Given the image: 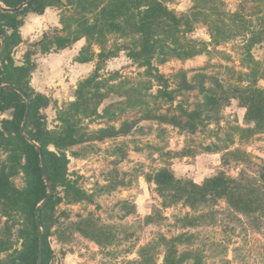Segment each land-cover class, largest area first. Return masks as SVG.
Returning a JSON list of instances; mask_svg holds the SVG:
<instances>
[{
  "label": "rangeland",
  "instance_id": "obj_1",
  "mask_svg": "<svg viewBox=\"0 0 264 264\" xmlns=\"http://www.w3.org/2000/svg\"><path fill=\"white\" fill-rule=\"evenodd\" d=\"M73 1L53 3L59 25L26 50L30 60L42 63L29 82L47 98L41 109L45 127L63 134L68 121L75 126L73 144L48 149L64 161L68 183L86 195L69 202L59 187L48 237L50 264H162L161 256L174 264H264V130L246 123L236 99L213 110L204 106L211 91L219 96L236 86L264 89V0H164L178 18L198 14L190 18V30L181 22L175 34L180 48L192 43L199 54L179 59L163 48L152 61L158 82L120 49L102 64L98 84L85 91L77 111L75 90L92 74L101 46L86 50L81 38L57 49L59 38H72L78 29L82 14ZM86 17L92 22L94 14ZM218 29L229 38L216 46L209 34L221 39ZM253 34L262 41L249 45ZM135 37L109 33L104 49L130 47ZM166 44L179 47L171 40ZM78 49L82 57L95 53L89 70L74 62ZM164 89L170 96L159 95ZM134 101L139 105L131 106ZM7 153L1 145L0 164ZM162 168L196 183L224 173L249 187L261 208L244 214L224 200L195 209L165 205L150 182ZM13 181L25 187L24 172ZM82 220H88L82 228L90 236L74 226ZM22 227V217L7 220L0 213V239L13 241L16 249ZM12 252H0V261Z\"/></svg>",
  "mask_w": 264,
  "mask_h": 264
},
{
  "label": "trees",
  "instance_id": "obj_2",
  "mask_svg": "<svg viewBox=\"0 0 264 264\" xmlns=\"http://www.w3.org/2000/svg\"><path fill=\"white\" fill-rule=\"evenodd\" d=\"M28 1L30 0H0V113L10 112L9 118L0 120V146L3 145L8 151L6 159L0 164V213L7 220L13 216L23 218V227L19 233L21 244L18 249L14 248L13 241L0 239V252L13 250L10 258L5 262L0 261V264H37L39 232L36 227L35 209L48 194L41 168L40 152L53 192L51 198L39 210L42 228L41 264H50L53 257L48 237L59 187H62L69 202L86 197L83 191L68 183L65 177L64 161L57 153L48 149L50 145L61 148L73 144L75 142L74 123L68 121L63 134H54L45 127V115L41 109L47 105V98L35 92L29 84L35 63L30 60L29 52L25 53L22 65H16L12 56L13 49L20 43L19 28L23 24L22 17L28 12L42 14L46 7L61 0H34L18 11L4 9H15ZM75 6L82 14L77 23L78 29L72 32V38H59L57 49H65L81 38L87 40L86 50L93 43L101 46L100 52L96 54L98 63L92 74L80 81L75 90L76 101L73 106L76 107V111L83 106L85 91L98 84L96 82H98L102 64L108 58L116 56L120 49L126 50V56L144 68L146 73L158 82L162 81L161 75L152 62L157 53L160 54L166 49L165 53H168V56L187 59L200 52L192 43L180 48L175 34L177 30L175 28L181 22L185 24L187 30H190V18L195 21L198 14L191 13L178 18L164 4V0H76ZM88 13L94 14L92 22L86 17ZM126 31L136 36L130 47L122 45L116 47L114 51H105L107 34L123 35ZM218 31L221 39H217L212 33L209 34L216 46L221 43V40L229 38L224 35L223 29ZM167 40H171L179 47L170 48L166 44ZM249 41L250 45L261 42L262 38L253 34ZM82 52H84L83 49L79 51L75 61L81 63L92 61L95 53L90 52L89 55L82 57ZM115 76H118L117 73ZM17 89L27 95L30 104L24 133H21V126L27 102ZM165 90L164 93L159 91V95L170 96L169 93H165ZM230 98L236 99L245 109L243 117L246 123L264 130V89L255 85L236 86L231 89V93L223 90L219 96L211 91L205 96L204 106L213 110L221 102L228 101ZM139 103L140 101L138 103L134 101L130 105L136 107ZM21 171L26 176V186L17 188L13 178ZM150 182H153L159 193L164 196L165 205L180 203L195 209L205 203L224 200L232 209L244 214H252L261 208L260 198L254 196L249 187L224 173L196 183L191 179L177 178L171 169L162 168L153 175ZM87 224L88 220H82L74 226L90 236V233L82 228V225L86 227ZM5 229L7 233L10 231L8 227ZM93 240L96 241V239ZM174 263L170 258L165 257L162 264Z\"/></svg>",
  "mask_w": 264,
  "mask_h": 264
},
{
  "label": "crops",
  "instance_id": "obj_3",
  "mask_svg": "<svg viewBox=\"0 0 264 264\" xmlns=\"http://www.w3.org/2000/svg\"><path fill=\"white\" fill-rule=\"evenodd\" d=\"M58 12L59 11L56 10V7L51 5V6L46 7L42 14L28 12L26 15L22 17L23 24L19 28L20 43L13 49V52H12V56H13L15 64L16 62H19L21 65L23 64L25 60L24 55L27 52L26 51L27 45L31 44L34 40H38V36L42 35L43 32L45 33L48 29L59 25L60 15L58 14ZM80 50L81 49H78L77 51H75L76 55H73L72 58L74 57L73 59L74 62H76V64H78L81 69L83 68L85 70H89L91 66V61L83 62V63L75 61V58L79 55ZM19 56L20 57L22 56L23 60ZM31 61L35 63V69L32 71L31 73L32 75L34 71H37V70L39 71L42 63H39L38 60H35V59H31ZM59 65L62 66L61 63ZM63 66L61 68H63ZM29 84L34 89L33 85L30 82ZM34 91L37 92V90L35 89ZM9 117H10V112L8 111L4 113H0V120L2 118H9ZM58 264H61V263H59L58 261Z\"/></svg>",
  "mask_w": 264,
  "mask_h": 264
},
{
  "label": "water",
  "instance_id": "obj_4",
  "mask_svg": "<svg viewBox=\"0 0 264 264\" xmlns=\"http://www.w3.org/2000/svg\"><path fill=\"white\" fill-rule=\"evenodd\" d=\"M32 2H34V0H30L27 3H25V4H23V5L15 8V9H10V8H4V9L5 10H9V11H18L22 7H24L26 4H29V3H32ZM16 64L17 65H21L19 62H16ZM17 91L24 97V99L27 102V109H26V113H25V117H24L23 124L21 126V133H24L25 126H26V123H27V120H28V113H29L30 104H29V100H28L27 95L22 90H20V89H17ZM37 147L40 149L39 145H37ZM40 161H41V168H42V172H43V177H44V180H45L46 185H47V188H48V194H47V197L44 198L37 205V207L35 209L36 227H37L38 232H39V253H38V258H37V264H41V253H42V228H41V225H40L39 210L51 198V196L53 194V192H52V186H51V184H50V182L48 180V176H47V173H46V170H45L44 160H43V156H42L41 152H40ZM163 259H164L163 256L159 257V263H163Z\"/></svg>",
  "mask_w": 264,
  "mask_h": 264
}]
</instances>
